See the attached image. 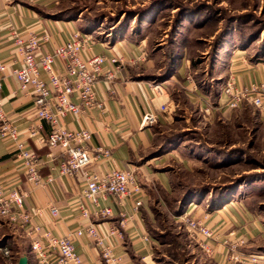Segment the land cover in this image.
<instances>
[{
  "label": "crops",
  "instance_id": "0c3cea01",
  "mask_svg": "<svg viewBox=\"0 0 264 264\" xmlns=\"http://www.w3.org/2000/svg\"><path fill=\"white\" fill-rule=\"evenodd\" d=\"M85 1L88 0H0V61L6 64L5 73L0 72V104L20 131L19 139L39 157V174L43 183L34 185L27 181L25 168L17 160L15 141L1 134L0 181L6 190H18L24 195L26 211L41 209V216L35 218L34 222L43 229L49 228L56 235H72L92 224L123 264H150L154 254V240L148 229L153 216L150 206L153 183H159V186L168 191L171 184L168 163L177 152L182 154L181 146L177 143L156 155L155 152L160 149L156 144L159 128L172 126L178 121L180 114L191 120L197 116L209 123L217 116H229L232 110L225 108L226 97L221 91L215 101L212 90L204 88L191 77L186 71L187 67L181 63L167 77L171 82L164 87V95L154 98L152 84L164 81L161 79L165 77L161 70L160 55L151 54L145 38L137 35L135 29L123 27L118 31L99 32L103 16L92 13L84 5ZM90 3L97 7L102 4V0H89ZM134 17L137 14L131 19ZM123 18L124 15L121 14L119 20ZM77 32H90L94 35L93 53L107 57L117 56L125 61L124 68L111 83L101 81L95 87L97 100L104 103L103 110L86 109L76 118L67 116L61 119V124L67 129H88L92 133L89 143L92 161L86 169L88 174L103 176L113 170L136 172L141 192L121 200L116 197L100 199L99 209H110L112 212V216L107 218L93 215L92 207L83 197L86 184L82 177H71L60 172L63 160L61 151L41 147L35 140L27 137L26 132L31 127H36L44 136L48 135L50 127L48 123L38 119L33 95L22 93L13 76L14 70L22 68L21 56L14 44V33L25 40L33 35L40 39L42 53H54L57 47L73 41ZM44 36L48 39L43 40ZM250 48L233 47L225 85L229 78L234 79L239 90L264 82V57H252ZM55 67L64 72L65 61L57 58ZM41 76L47 80L46 73L41 72ZM75 101L77 102L76 99ZM163 105H168L165 113L160 110ZM247 105L251 104L245 103L239 110ZM151 111L157 114L159 122L151 127H143V116ZM258 112L264 118V98ZM98 148L110 150V156L97 152ZM49 177L53 180L47 183L46 179ZM136 201L142 202L138 211L135 210ZM230 206H234L233 209L240 213L237 206ZM51 207L58 210L57 216L52 214ZM232 207L219 210L208 218V223L215 229L218 238L212 244V258L219 264H225L228 256L222 242L229 233L228 227L230 224H237L236 218L228 214ZM83 210L90 213L89 218L83 216ZM187 212L194 219L201 220L205 217L203 209L195 206L188 207ZM123 213L132 218L125 228H120L119 221ZM240 218L243 222L246 220L241 213ZM110 226L117 227L119 233L110 234ZM250 230L246 232L248 236L251 235ZM74 242L83 264H104L100 250L87 233ZM0 243L10 249V258L15 261L13 264H18L23 256L28 258V264H36L31 252V240L25 231L1 218ZM4 258L7 257L0 254V264Z\"/></svg>",
  "mask_w": 264,
  "mask_h": 264
},
{
  "label": "rangeland",
  "instance_id": "374dc122",
  "mask_svg": "<svg viewBox=\"0 0 264 264\" xmlns=\"http://www.w3.org/2000/svg\"><path fill=\"white\" fill-rule=\"evenodd\" d=\"M85 2L92 13L103 16L99 32L140 28L151 54L160 55L162 73L181 63L191 77L215 91L225 86L233 47H251L252 57H264V0H102L97 7ZM178 118L172 126L160 127L156 138L158 146L180 138L170 145L179 143L182 154L177 152L168 163L169 190L153 183L150 264H219L190 238L179 219L186 205L203 209L205 216L237 206L246 220L234 206L228 208L237 224L229 225L222 242L239 232L236 236L247 239L243 253L264 256V118L258 108L247 105L209 123L197 116ZM219 201L221 206L213 207ZM10 257L1 263L13 264Z\"/></svg>",
  "mask_w": 264,
  "mask_h": 264
},
{
  "label": "built area",
  "instance_id": "2783aa9c",
  "mask_svg": "<svg viewBox=\"0 0 264 264\" xmlns=\"http://www.w3.org/2000/svg\"><path fill=\"white\" fill-rule=\"evenodd\" d=\"M74 40L57 47L54 53L40 51V39L30 36L27 40L14 33V44L21 56L22 68L13 71V76L19 83L22 93H31L37 110L38 119L48 123L50 131L47 136L41 135L36 127L27 130V137L37 142L39 146L59 149L63 160L60 172L71 177H82L85 185L83 197L93 209V215L101 218L112 216L110 209H99L100 199L116 197L125 199L141 192L142 187L134 170H113L103 176L88 174L86 169L92 161L89 143L92 133L88 129L70 130L61 124V119L71 116L78 117L86 109L104 108V103L97 100L95 87L101 81L111 83L124 68L125 61L117 56L107 57L95 54L92 47L95 44L94 35L90 32L74 35ZM48 37L44 36L43 40ZM65 61V71L60 72L55 67V60ZM6 64L0 61V72L5 73ZM41 72L46 73L47 80L42 78ZM170 80L152 84L154 98L164 95V87ZM1 88V83H0ZM221 93L226 97L225 108L240 109L245 103L261 107L264 98V82L249 89L239 90L233 78H229ZM77 100V102L75 101ZM168 105L160 107L161 112L168 111ZM158 121L154 112H147L143 116L142 126L151 127ZM0 134L9 137L16 143L17 160L25 168L27 181L34 185H41L43 179L39 174L40 159L20 140V131L14 126L10 118L4 113L0 104ZM97 152L110 156V150L98 148ZM53 179H46L47 183ZM24 195L18 190H6L0 181V218L7 220L25 231L31 240V252L36 264H83L81 256L76 252L75 239L87 233L94 241L104 264H123L115 256L112 248L105 244L103 237L94 225L85 230H79L72 235H56L51 229H43L34 220L41 216V209L26 211L24 209ZM142 202L136 201L135 210L138 211ZM54 216L58 210L51 207ZM83 216L90 213L83 210ZM119 227L125 228L132 218L121 214ZM209 216L198 220L185 211L179 219L186 223L187 232L210 256L213 255L212 244L216 239L215 229L208 223ZM109 233H119L115 226H110ZM121 234V233H120ZM149 240L148 237H145ZM244 237L232 233L225 240L227 250V264H260L264 263V256L245 254L241 248L246 245ZM0 254L5 257L11 255L8 247L0 243Z\"/></svg>",
  "mask_w": 264,
  "mask_h": 264
},
{
  "label": "trees",
  "instance_id": "16d2710c",
  "mask_svg": "<svg viewBox=\"0 0 264 264\" xmlns=\"http://www.w3.org/2000/svg\"><path fill=\"white\" fill-rule=\"evenodd\" d=\"M137 22H140V24H141L140 19H139V21H137ZM135 32H136L137 35H140V33H141V29L138 28L137 31H135ZM175 59H177V58H175ZM173 62H174V60H173ZM172 73H174V72H173V71L166 72L164 78L170 77ZM204 88L212 90V87H211V86H206V87H204ZM211 92L213 93L212 95L214 96V99H215V101H216V99L218 98V96H219V94H220V91L212 90ZM158 135H159V134H158ZM178 139H180V138H178V137H175V138H174V136L171 137V138H169V139H166V141L163 142V143L159 146L160 149L158 150V152H157V151L155 152L156 155H158V154H162V153L165 151V149H166L171 143H174V142L177 141ZM220 202H221V201H219V204H218L217 202H216V203L212 202V205H214L213 207H216V206H217V207H220V206H221V205H220ZM223 207H224V205H223ZM187 208H188V205L183 206L182 209H181V211H180L179 216L182 215V214L187 210Z\"/></svg>",
  "mask_w": 264,
  "mask_h": 264
},
{
  "label": "water",
  "instance_id": "95a60500",
  "mask_svg": "<svg viewBox=\"0 0 264 264\" xmlns=\"http://www.w3.org/2000/svg\"><path fill=\"white\" fill-rule=\"evenodd\" d=\"M18 264H28V258L26 256L20 257Z\"/></svg>",
  "mask_w": 264,
  "mask_h": 264
}]
</instances>
